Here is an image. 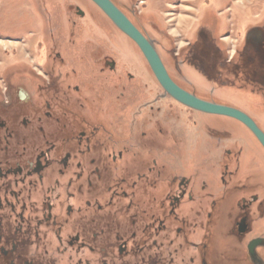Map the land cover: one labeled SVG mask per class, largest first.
Wrapping results in <instances>:
<instances>
[{
	"label": "flooded vegetation",
	"instance_id": "1",
	"mask_svg": "<svg viewBox=\"0 0 264 264\" xmlns=\"http://www.w3.org/2000/svg\"><path fill=\"white\" fill-rule=\"evenodd\" d=\"M32 1L42 29L0 20V42L23 46L0 49V264H264L253 133L170 95L92 0ZM110 1L179 89L239 99L264 133L263 24L229 44L199 9L175 49L152 1Z\"/></svg>",
	"mask_w": 264,
	"mask_h": 264
},
{
	"label": "rangeland",
	"instance_id": "2",
	"mask_svg": "<svg viewBox=\"0 0 264 264\" xmlns=\"http://www.w3.org/2000/svg\"><path fill=\"white\" fill-rule=\"evenodd\" d=\"M11 1L9 5L11 8L9 9V13L7 18H5V14L0 15V20L3 22H8V24L16 25L21 23V17H31L34 21H36L37 25L31 24L33 27H37L38 29H42V21L41 18L38 19L37 13L34 12V3L32 0H0V7L5 6ZM153 2V7L160 12V16L163 17L164 20L168 21V30L171 35H168L169 41L161 40V44L166 42H170L171 46L175 49L179 47H183L184 43H186L185 35L188 33L189 27L194 22L196 18V14L198 10L202 11L206 10L207 13L216 14L217 16L223 17L224 25L218 31L216 38L218 37H229L228 43L233 39L235 34L240 31H243V27L247 22H250L252 26L255 25H264V0H150ZM68 6H74L75 3H72L71 0H67ZM140 3V2H137ZM77 4V3H76ZM140 8L139 11L144 7L141 3L138 4ZM142 7V8H141ZM28 11L30 14L25 13L23 16V12ZM96 15V12H94ZM222 14V15H219ZM209 15V14H208ZM258 17H262L261 20H258ZM26 19V18H25ZM29 21V20H28ZM31 21V20H30ZM38 21L39 24H38ZM33 22V21H31ZM234 35V36H232ZM230 44V43H229ZM14 48L17 47L22 50L23 46L20 44H12ZM7 42H0V49L5 52L8 48L12 46ZM0 50V51H1ZM4 58L1 56L0 52V62H3ZM230 95V94H229ZM228 95V96H229ZM223 96V95H217ZM224 106L246 109V106L240 104L239 99H228L225 100ZM227 104V105H225ZM223 105V104H222ZM228 125V122H224Z\"/></svg>",
	"mask_w": 264,
	"mask_h": 264
},
{
	"label": "water",
	"instance_id": "3",
	"mask_svg": "<svg viewBox=\"0 0 264 264\" xmlns=\"http://www.w3.org/2000/svg\"><path fill=\"white\" fill-rule=\"evenodd\" d=\"M92 1L105 13V15H107L113 21V23L118 28L121 29L123 33L136 42L141 52L147 59L149 65L151 66L153 72L155 73L158 81L163 86V88L168 93H170V95H172L185 106L197 111L235 119L246 126L264 147V133L259 129L255 122L250 119L249 116L237 110V108L235 109L224 105L205 102L196 98L194 95H190L179 89L168 76L167 71L155 48L136 28H134V25L123 15V13H121V11L119 12V9H117V7L110 0ZM262 243H264V240H256L254 245Z\"/></svg>",
	"mask_w": 264,
	"mask_h": 264
}]
</instances>
